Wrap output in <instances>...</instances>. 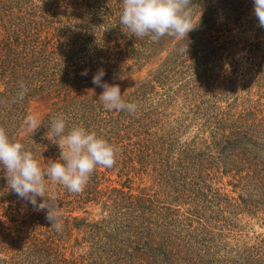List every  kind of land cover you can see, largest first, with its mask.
I'll use <instances>...</instances> for the list:
<instances>
[{"label":"trees","instance_id":"16d2710c","mask_svg":"<svg viewBox=\"0 0 264 264\" xmlns=\"http://www.w3.org/2000/svg\"><path fill=\"white\" fill-rule=\"evenodd\" d=\"M192 5L193 23H199L187 37L166 35L153 42L150 36L135 37L120 23L123 0H0V126L10 141L22 143L46 169L50 160L60 159L51 128L62 118L65 134L83 127L117 149L115 165L105 172L97 166L79 194L46 178V198L62 209L61 231L51 228L46 210H34L11 190L0 164V264H264L258 254L215 258L209 245L212 215L206 214L222 212L217 203L223 197L212 186L214 166L225 174L235 171L247 193L264 196V108L253 115L223 114L209 137L171 151L173 129L162 131L165 123L157 118L162 112L143 107V84L122 95L138 106L131 114L110 111L83 92L101 68L102 82L122 75V58L112 56L111 43L124 45L134 65L158 57L168 68V62L181 65L221 50L220 35L243 17L264 34L251 15L253 0H192ZM21 83L27 89L22 100ZM39 98L50 110L34 133L22 136L27 102ZM45 147L47 161L41 162ZM107 172L124 176L123 187L146 173L157 189L143 187L138 194L100 189ZM43 199L37 197V203ZM98 206L100 218L93 219Z\"/></svg>","mask_w":264,"mask_h":264},{"label":"rangeland","instance_id":"374dc122","mask_svg":"<svg viewBox=\"0 0 264 264\" xmlns=\"http://www.w3.org/2000/svg\"><path fill=\"white\" fill-rule=\"evenodd\" d=\"M247 18L243 17L238 23L232 22L229 30H224L218 39L220 44L225 42L221 50L196 59L192 56L182 61L181 65L168 62V68L160 64L162 59L158 60V57L134 65L133 60L125 55L124 45L117 47L111 43L109 51L113 57L122 58L121 66L125 69L120 77L106 83L119 85L121 95L133 93L143 84V90L140 89L143 92V107L162 112L163 116L157 117L161 120L160 124L165 123L162 131L173 129L174 148L171 151L194 139L198 144L209 137L213 127L218 126L221 115H253L264 108V75H259V71L264 74V34H257L249 27ZM120 50L123 57L118 53ZM153 78L160 83L150 81ZM83 92L86 96L99 98L103 88L93 85ZM49 107L43 98L29 100L26 115H36L41 121L49 112ZM25 134L21 133L22 136ZM40 155L41 162L47 161V147L40 151ZM100 170L105 172L104 167ZM235 173L225 174L222 168L215 166L211 170L212 186L223 199L217 203L222 212L208 210L206 213L212 215L213 223L209 245L214 248L215 258L219 260L236 257V254H240L239 257L258 254L264 258V196L247 193L239 181V174ZM246 173L243 171L240 176ZM124 181V176L107 172L99 188L130 189L132 194H138L143 187L150 191L157 189L156 183L146 173L135 176L129 185L123 187ZM211 211H217V207ZM92 213L91 218L99 219L100 207L94 208ZM70 251V248L67 249L66 255Z\"/></svg>","mask_w":264,"mask_h":264},{"label":"clouds","instance_id":"9594fccd","mask_svg":"<svg viewBox=\"0 0 264 264\" xmlns=\"http://www.w3.org/2000/svg\"><path fill=\"white\" fill-rule=\"evenodd\" d=\"M253 5L258 26L264 27V0H253ZM193 7L192 0H123L120 23L135 37L150 36L153 42H158L166 35L182 39L198 26L199 22L193 23ZM82 75H87V70ZM104 76L105 71L101 68L92 78L94 85L103 88L99 100L104 107L110 111L135 113L137 104L126 103L122 99L120 86L102 82ZM20 88L18 97L22 100L27 89L23 83ZM40 126L36 115H28L21 132L34 133ZM65 129L64 119L54 120L51 134L53 138H58L61 155L59 160H50L46 169H42L34 155L24 150L22 143L11 142L5 128L0 126V164L6 170L11 190L19 198L28 201L34 210H46L45 218L56 231L63 228V213L59 205L46 198V178L53 184L64 186L71 193L79 194L84 191L97 166L112 168L115 165L117 153L113 145L95 132L74 127L65 134ZM37 197L44 198L43 202L38 204Z\"/></svg>","mask_w":264,"mask_h":264}]
</instances>
